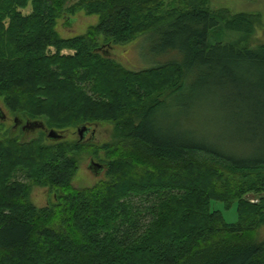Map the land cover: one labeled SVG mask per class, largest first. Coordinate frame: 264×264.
Returning a JSON list of instances; mask_svg holds the SVG:
<instances>
[{
	"label": "trees",
	"instance_id": "obj_1",
	"mask_svg": "<svg viewBox=\"0 0 264 264\" xmlns=\"http://www.w3.org/2000/svg\"><path fill=\"white\" fill-rule=\"evenodd\" d=\"M65 5L0 0V100L45 130L113 124L99 149L108 180L73 188L80 142L0 138V264H264V44L244 45L262 16L209 0H87L98 25L63 39ZM146 12L160 19L150 31ZM224 32L239 41L212 42ZM147 34L178 59L135 72L102 54ZM199 73L195 103L178 97ZM21 175L56 203L33 205ZM213 203L237 206L238 222Z\"/></svg>",
	"mask_w": 264,
	"mask_h": 264
},
{
	"label": "rangeland",
	"instance_id": "obj_2",
	"mask_svg": "<svg viewBox=\"0 0 264 264\" xmlns=\"http://www.w3.org/2000/svg\"><path fill=\"white\" fill-rule=\"evenodd\" d=\"M87 0H66L64 7V13L58 20L56 31L58 35L63 39H72L77 36L86 34L92 27H95L99 23V17L87 12L82 5ZM180 2V1H179ZM78 5V12L76 15H71L68 12L72 6ZM164 14H167L173 9L171 2L166 4ZM83 6V8H82ZM209 6L214 11H220L222 9L229 10L232 15L240 13L260 14L262 22H258L256 27V36L250 38L246 44L247 47L257 46L264 44V0H209ZM165 7V6H164ZM160 10L161 16H163V9ZM153 15H157L156 11L153 10ZM142 17V13L139 18ZM158 17H151L146 12L145 20L140 22H146L151 25L150 29L154 24L159 21ZM141 24V23H140ZM151 35V34H150ZM149 34L138 36L134 41L126 45H112L104 47L102 54L114 61L117 65L128 71L140 72L142 70L150 69L151 67L162 65L170 61L178 59L177 54H157L161 50L154 47L152 38ZM212 42H237L239 41V34L235 32H224L219 36L213 34ZM104 40H101V43ZM186 89L182 95L184 100L188 99L195 103L194 98L197 92L202 90V73L192 74L188 80L185 81ZM181 98V99H182ZM177 100V99H176ZM174 100V102L176 101ZM198 102V101H197ZM200 105L199 107H197ZM193 107L190 112L197 122H194L202 131V101ZM0 110L2 115L5 116V120L0 117V138H5L10 135L12 129L17 126L16 121L19 119L17 114L12 113L4 102L0 100ZM23 127L29 122L25 119ZM16 130V135L22 139L36 140L42 139L44 144L50 145L54 140L49 139V133L52 130H35L27 133L26 131ZM86 129L84 139L81 140L80 130ZM57 132V131H56ZM61 134L63 143H82V153L77 156L78 161V173L73 181V188L87 189L94 188L100 184L105 183L108 180L107 177V163L108 157L105 156V151L100 148L111 144L114 141L115 126L113 124H92V125H78L77 127H68L65 130L58 131ZM79 143V144H80ZM93 164L100 165L102 169H96ZM149 170L156 171L157 168H150ZM18 181L24 182L29 186V200L38 208H44L56 203V198L53 193L50 192L49 188L38 186L36 184L28 182L24 176L21 175ZM139 202V201H138ZM258 203V200L252 201ZM141 205V204H140ZM144 205V202H142ZM213 210L222 212L225 221L228 224H235L238 222L239 215L237 206H233L231 209H226L222 204L213 203ZM262 239L264 240V230L261 232Z\"/></svg>",
	"mask_w": 264,
	"mask_h": 264
},
{
	"label": "water",
	"instance_id": "obj_3",
	"mask_svg": "<svg viewBox=\"0 0 264 264\" xmlns=\"http://www.w3.org/2000/svg\"><path fill=\"white\" fill-rule=\"evenodd\" d=\"M0 117L2 118V120H5V116L2 115V112L0 110ZM19 122V119L16 121V124H18ZM23 123V122H22ZM37 129H44V125L43 124H38L37 122H27V124L23 127V130L24 131H35ZM86 133V129H83V130H80V135H81V140L84 139V135ZM49 139L51 140H54V141H58V140H61L62 139V136L60 133L52 130L50 131L49 133ZM93 167H95L96 169H102V167L100 165H96V164H93Z\"/></svg>",
	"mask_w": 264,
	"mask_h": 264
},
{
	"label": "flooded vegetation",
	"instance_id": "obj_4",
	"mask_svg": "<svg viewBox=\"0 0 264 264\" xmlns=\"http://www.w3.org/2000/svg\"><path fill=\"white\" fill-rule=\"evenodd\" d=\"M24 123L19 122L17 126L14 127V131L19 130L20 128H23ZM23 130V129H22ZM38 130V129H37ZM24 131V130H23ZM31 132L30 130L27 131V133Z\"/></svg>",
	"mask_w": 264,
	"mask_h": 264
}]
</instances>
